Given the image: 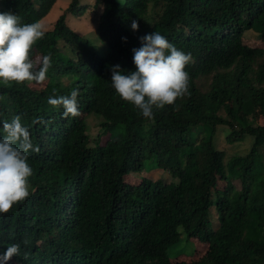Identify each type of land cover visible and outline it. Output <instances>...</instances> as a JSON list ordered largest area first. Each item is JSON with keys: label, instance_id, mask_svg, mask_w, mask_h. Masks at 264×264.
<instances>
[{"label": "trees", "instance_id": "1", "mask_svg": "<svg viewBox=\"0 0 264 264\" xmlns=\"http://www.w3.org/2000/svg\"><path fill=\"white\" fill-rule=\"evenodd\" d=\"M55 1L0 0V12L39 23ZM99 5L105 53L62 13L33 47V59H52L43 85L0 83V133L19 115L39 148L28 159L31 195L0 214V253L20 246L7 264H264V0ZM85 9L79 0L66 8ZM247 30L255 45L244 41ZM154 31L192 62L188 94L149 120L119 98L111 68L134 71L132 50ZM74 89L84 116L63 118L48 99ZM87 116L97 120L94 136ZM218 127L229 143L251 135L250 149L225 161ZM152 169L167 178L137 176Z\"/></svg>", "mask_w": 264, "mask_h": 264}, {"label": "clouds", "instance_id": "2", "mask_svg": "<svg viewBox=\"0 0 264 264\" xmlns=\"http://www.w3.org/2000/svg\"><path fill=\"white\" fill-rule=\"evenodd\" d=\"M125 0H120L124 3ZM132 30H138L136 20ZM45 35L40 23H22L12 12H0V83L22 85L42 82L52 65L51 56L42 61L33 59L36 42ZM126 40V38H123ZM142 45L132 51L135 70L123 74L119 64L111 68V84L119 98L138 109L146 119L154 118V108L162 109L188 94L190 75L186 67L192 62L190 53L176 48L167 38L154 31L140 38ZM79 90L70 95L49 97L54 108H63V118L77 117ZM29 130L21 124L19 115L3 122L0 133V214H7L14 205L23 203L30 195L29 177L32 168L29 154L38 152ZM72 253L79 251H73ZM20 255V246L13 244L0 253V264H7ZM27 259V254L24 256Z\"/></svg>", "mask_w": 264, "mask_h": 264}, {"label": "rangeland", "instance_id": "3", "mask_svg": "<svg viewBox=\"0 0 264 264\" xmlns=\"http://www.w3.org/2000/svg\"><path fill=\"white\" fill-rule=\"evenodd\" d=\"M95 1L96 0H79V3L83 4L86 7V9L83 15L75 16L66 10L70 0H56L55 3L52 5L50 11L46 14L45 17H43L39 21V23L43 26V29L45 28L50 29L56 18L60 14L65 13V20L66 23L70 26V28L75 29L79 34H81L82 36H86L90 41H93L92 43L94 44V47L98 52L105 53L106 49L104 45L100 43V41L98 40L97 29H96L97 15L101 11V5H99V7H95L94 6ZM243 37H244V41L247 44L255 45L258 42V36L253 31L250 30L245 31ZM30 85L32 87L39 88L43 84H39V82H37V83H30ZM83 116H84L83 112H80V114L78 115V117H83ZM87 120L90 125L89 133L94 136L97 133V126L94 125V123L97 120H94L92 116H87ZM257 122L262 124L264 123V116L260 111H258L257 113ZM105 138L106 136L104 135L102 137V140H104ZM252 141H253V137L251 135H245L242 140L229 143L228 141H226V137L222 131V127H218V132L215 137L216 147L223 149L225 151V158H224L225 161H227V159L233 153L241 154L248 151L252 145ZM262 154L264 159V148L262 149ZM143 175L148 176L153 180L167 176L166 173L160 169L144 170L143 173H139L137 176H143ZM232 183L234 184V186L238 188L240 185V180L238 178H234ZM221 184H223V182H221ZM188 243H191L195 247L194 242H188ZM182 246H183L182 244L171 246L170 250H173L172 252L169 250L171 257L175 256L174 253L177 252V250Z\"/></svg>", "mask_w": 264, "mask_h": 264}]
</instances>
